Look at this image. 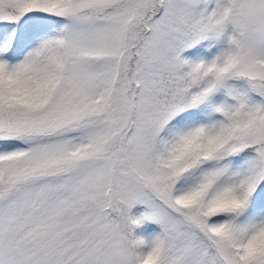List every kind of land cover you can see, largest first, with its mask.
I'll use <instances>...</instances> for the list:
<instances>
[{
	"label": "snow or ice",
	"instance_id": "1",
	"mask_svg": "<svg viewBox=\"0 0 264 264\" xmlns=\"http://www.w3.org/2000/svg\"><path fill=\"white\" fill-rule=\"evenodd\" d=\"M0 264H264V0H0Z\"/></svg>",
	"mask_w": 264,
	"mask_h": 264
}]
</instances>
